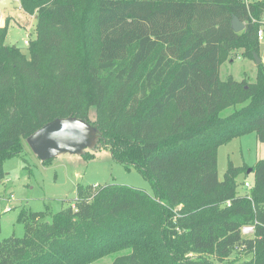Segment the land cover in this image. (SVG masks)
Wrapping results in <instances>:
<instances>
[{
	"label": "trees",
	"instance_id": "trees-1",
	"mask_svg": "<svg viewBox=\"0 0 264 264\" xmlns=\"http://www.w3.org/2000/svg\"><path fill=\"white\" fill-rule=\"evenodd\" d=\"M19 2L36 15V37L25 53L5 43L8 20L0 26V182L4 161L32 133L73 116L153 194L80 185L74 204L50 220L24 210L25 234L0 241V264H93L110 255L111 264H264V159L251 167L249 194L238 190L248 164L230 162L223 179L217 170L221 145L253 131L264 142V64L252 82L220 77L226 54L260 56L264 0ZM235 252L251 257L232 259Z\"/></svg>",
	"mask_w": 264,
	"mask_h": 264
},
{
	"label": "rangeland",
	"instance_id": "rangeland-1",
	"mask_svg": "<svg viewBox=\"0 0 264 264\" xmlns=\"http://www.w3.org/2000/svg\"><path fill=\"white\" fill-rule=\"evenodd\" d=\"M8 1L6 6L0 8V26H4L8 20L5 43L18 46L23 52L28 53V46L36 37V15L24 11L19 0ZM1 2L2 0L0 4ZM256 20L260 22L259 30L262 31L261 36L260 34L258 36L261 40L260 58L264 64V13ZM242 53L243 49L238 48L224 56L220 68V77L223 80L229 76L237 80L245 78L250 82L256 79L258 64L242 56ZM242 105L244 104L230 106L221 114L226 116ZM24 144L20 154L4 161L6 177L0 182V241L11 236H24L25 223L19 220L24 210L44 211L47 213L45 219L50 220L51 214L74 204L80 185L98 188L117 183L153 194L151 182L135 166L127 169L123 163L115 160L102 143L86 150L94 154L93 157L85 158L84 155L62 153L46 162L41 160L28 143ZM261 159H264V142L258 140L256 132L235 137L218 148L219 178H224L230 162L235 166L248 164L251 168ZM253 178L254 172L239 175L240 194H249L251 187L245 186L244 182L252 185ZM250 257L249 254L235 252L231 258L242 261ZM113 258L114 255H110L93 264H111Z\"/></svg>",
	"mask_w": 264,
	"mask_h": 264
},
{
	"label": "water",
	"instance_id": "water-1",
	"mask_svg": "<svg viewBox=\"0 0 264 264\" xmlns=\"http://www.w3.org/2000/svg\"><path fill=\"white\" fill-rule=\"evenodd\" d=\"M8 0H2L0 8L7 5ZM232 28L241 32L245 23L238 17L232 19ZM256 63L263 60L255 54ZM101 137L97 129L87 121L77 117L56 118L36 130L27 138V143L42 161L52 159L62 153L82 155L87 149L95 147ZM252 168L248 169V173Z\"/></svg>",
	"mask_w": 264,
	"mask_h": 264
},
{
	"label": "built area",
	"instance_id": "built-area-1",
	"mask_svg": "<svg viewBox=\"0 0 264 264\" xmlns=\"http://www.w3.org/2000/svg\"><path fill=\"white\" fill-rule=\"evenodd\" d=\"M259 34L261 36L262 31H259ZM27 43H28V41H27ZM245 186H250V183L249 182H245ZM8 210H10V208ZM242 232H243L244 235H247V236L251 235L254 232V225L251 224V225L244 226L242 228Z\"/></svg>",
	"mask_w": 264,
	"mask_h": 264
}]
</instances>
